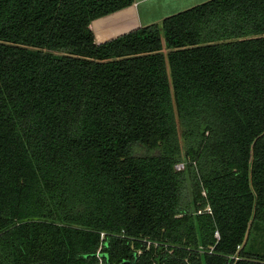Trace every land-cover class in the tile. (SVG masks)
I'll return each instance as SVG.
<instances>
[{
    "label": "trees",
    "instance_id": "trees-1",
    "mask_svg": "<svg viewBox=\"0 0 264 264\" xmlns=\"http://www.w3.org/2000/svg\"><path fill=\"white\" fill-rule=\"evenodd\" d=\"M132 3L0 0V264H264V0Z\"/></svg>",
    "mask_w": 264,
    "mask_h": 264
},
{
    "label": "crops",
    "instance_id": "crops-1",
    "mask_svg": "<svg viewBox=\"0 0 264 264\" xmlns=\"http://www.w3.org/2000/svg\"><path fill=\"white\" fill-rule=\"evenodd\" d=\"M206 0H133L127 7L94 19L90 26L96 42L132 29L160 22L164 17Z\"/></svg>",
    "mask_w": 264,
    "mask_h": 264
},
{
    "label": "rangeland",
    "instance_id": "rangeland-1",
    "mask_svg": "<svg viewBox=\"0 0 264 264\" xmlns=\"http://www.w3.org/2000/svg\"><path fill=\"white\" fill-rule=\"evenodd\" d=\"M136 153L138 154H141V153H146V150L145 149H142V148H139V149H137L136 150ZM180 166H181V164H180ZM183 168V166H181V167H178V168H176V169H182Z\"/></svg>",
    "mask_w": 264,
    "mask_h": 264
},
{
    "label": "built area",
    "instance_id": "built-area-1",
    "mask_svg": "<svg viewBox=\"0 0 264 264\" xmlns=\"http://www.w3.org/2000/svg\"><path fill=\"white\" fill-rule=\"evenodd\" d=\"M180 164H181V166H183V164H182V163H178V164L176 165V168H178V167H181V166H180ZM101 235H103V233H102ZM215 236H217V237H218V233H217V232L215 233Z\"/></svg>",
    "mask_w": 264,
    "mask_h": 264
}]
</instances>
